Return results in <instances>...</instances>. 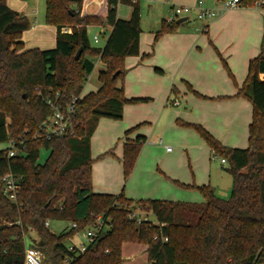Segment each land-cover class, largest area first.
Listing matches in <instances>:
<instances>
[{
    "label": "trees",
    "instance_id": "trees-1",
    "mask_svg": "<svg viewBox=\"0 0 264 264\" xmlns=\"http://www.w3.org/2000/svg\"><path fill=\"white\" fill-rule=\"evenodd\" d=\"M92 1L45 0V21L55 27V43L39 48L26 47L22 39L30 27L26 15L0 0V142L13 141L16 149L13 155L10 146L0 149V181L10 173L17 184L14 200L0 192V264H22L27 239L48 264H122L125 242L145 245L148 264H264V80L259 77L264 49L249 59L246 79L236 92L252 105L246 147L225 146L201 124L186 123L213 156L224 159L223 169L232 178L228 198L207 184L178 183L197 189L201 201L94 192L90 139L99 118L120 119L125 103L148 98L126 97L122 85L125 57L139 54V0H100L90 11ZM258 2L239 0V5ZM119 3L131 7L128 18L117 15ZM89 25L111 27L102 46L91 45ZM178 26L174 18L162 20L155 38ZM95 60L103 63L98 88L82 93ZM74 95L73 133L48 137L44 122L52 111L50 102L64 109ZM138 126L122 137L118 159L124 180L145 142L141 134L129 136ZM42 148L48 154L40 163ZM107 154L113 155L112 150L101 156ZM139 214L153 219L137 221ZM97 216L108 226L84 252L69 251L68 243ZM46 219H66L76 228L55 233Z\"/></svg>",
    "mask_w": 264,
    "mask_h": 264
},
{
    "label": "rangeland",
    "instance_id": "rangeland-1",
    "mask_svg": "<svg viewBox=\"0 0 264 264\" xmlns=\"http://www.w3.org/2000/svg\"><path fill=\"white\" fill-rule=\"evenodd\" d=\"M99 1L100 0H93L92 5L88 6L90 7L88 8V10H94L96 8V4ZM172 3L174 5L187 4H182L181 0H139L141 52L138 55L141 56V60L144 65L151 67L152 71L155 73L156 76L165 79L168 77L169 72L171 73L170 93L168 99L166 100V109H169L174 114V111L176 112L177 107L173 106L170 100L172 98H178V100H180L181 102V107L179 106V109L181 111L185 110V113H189L191 112L190 109L194 104L187 97L191 96L190 94L195 96L196 93L193 94L191 91L188 90L185 82L181 79V76L184 71L194 65L195 55L193 53H189L188 50H171L168 47L172 44V37H174L173 35H179V33L183 32L185 29H189L192 32L198 29L197 32L200 33L199 27L200 24L203 22V19L189 18L187 24L180 25V27H178L175 31L172 32H162L157 36V38H155L156 33L161 29L162 20H165L170 17H173L174 19L182 17L181 15L178 17H174L172 15V12L170 11V5ZM7 4L9 5V7L25 14L28 20L30 21V27L25 30L22 34V38L24 40H27L28 44H34L40 37H44V39L54 37L55 40V27L53 25L47 24L45 21V0H7ZM204 4L208 5L207 0H204ZM221 5L222 1H217L216 7H219ZM240 6L245 8L258 7L264 9V7L259 4ZM130 11L131 7L126 4L119 3L117 5V15L121 18H127L130 14ZM192 13L193 12H191L190 14L192 15ZM210 19L212 18H209L207 20L211 21ZM108 32V29H104V27H102L101 25L87 26V33L90 39V43L93 46H102L106 40ZM94 34H98V41L96 42L93 39ZM48 44L50 43H45V45ZM211 48L214 52V55L216 56L215 63L217 64V69L220 70L219 73L226 74L232 84L235 85L236 79L234 78V75L228 63V58L224 56L222 52L219 51L221 56L220 57L217 54L215 48L212 46ZM134 56H127L125 57V59ZM224 61L226 63L227 68L232 73L233 79L228 75ZM94 64L95 66L93 70L88 75L87 80L83 85L82 92L84 93L88 90L94 89L97 85V73L100 68V63L95 60ZM101 64L103 65L102 62ZM159 64L162 66V68H164V72L156 71L155 65ZM211 67L214 70L216 68V65L213 64ZM205 68L210 69V66H207ZM140 70L141 67L139 71ZM139 71H136L134 69L129 71L125 69L122 83H124L125 85L126 83H129L128 86L133 88L143 86L144 83H153V80H148L145 76H143V78L139 77V74L137 73ZM246 76L247 71L244 77L241 79V82L239 84L240 86L245 81ZM124 95L126 96L125 91ZM196 96L203 99H207L204 101H208L211 103L210 111L212 113V118L217 121V129L221 134V138H218L220 142H223V140L225 139L228 140L229 143H235L244 146L247 145L248 125L246 121H244V117H242L241 122H239L238 118L236 117L237 114L245 113L244 107H242V105L245 106L244 103H246L248 112H250L251 116L252 105L250 99L247 96L236 95V93L219 97H204L200 95ZM219 99H235L239 100V102H235L233 100L234 103L228 102L227 105L221 107L220 104H218L217 102ZM163 100L165 102V98L160 99V96L156 95L153 99L149 101L125 103L124 106H131L132 109L129 111V114L123 115L120 119H113L104 116L100 117L92 136V140L94 142L93 152H96L97 149L103 146L104 141H107L108 143L112 142V146L110 147V149L114 150L116 146L118 147L121 144L120 138L123 137L124 129H126L131 124V122H133L130 121V117H132V115L138 116L143 113L154 111L155 105L159 102L161 104ZM156 113L152 112L151 114L154 115ZM186 123L189 122H184L182 121V119L177 117L173 119V125L162 126L160 124L156 125L147 121L141 122L139 124V127L147 133L148 140L142 145L139 151V154L142 153V160L132 179L131 175L136 166V161L138 159L139 154L137 156L133 169L126 180H124L123 177L121 163L119 159L114 156V154L107 155H110L118 161L119 166L117 175L115 174L112 168L107 167L104 163H97L98 161H100L99 159H101L103 156H101V154H94L93 152L91 153L92 168H95L98 171L99 175H101V177H103L102 173L104 174L105 171H107V178L109 180L116 179L117 181L119 178V190H123L124 195L127 194V190H132V192H134L135 194H150L148 193L149 191H152L154 189H160V187L163 185L171 187H173V185L178 186V183L180 182L177 179H174L169 176L165 171L166 168L169 169L171 172L173 171L177 175L190 176L191 178H193L192 183L195 185L202 184V182H205L206 184H209V186L213 188L215 192H217L216 194L218 196H220L221 198H228L232 185V178L231 175L223 169V166H225L226 163L221 162V156H211L209 154L208 146L206 145L205 141L200 136V134L197 132V130L191 126L186 125ZM225 123L226 128H224ZM193 124H198V122ZM181 128H189L191 129V131L193 130L198 141L200 139L202 143V148H198L197 146L194 147L192 145L194 141H192L191 139L185 140L179 137L176 133V129ZM158 135L161 138V141H155V137L157 139ZM9 146V141L0 142V149ZM167 147H169L168 150ZM167 153H170V155H166ZM47 154L48 150L42 148L40 150L38 162H44ZM95 163H97L96 166ZM130 179L131 182L129 183ZM194 191V193H196V195L198 196V199L201 200L202 195L200 194V192L197 189H194ZM150 217L153 219L152 216ZM69 225V220L52 219L50 220L49 228L51 231L59 233L62 230L67 229ZM32 237L37 238V236L33 233ZM78 240H80V237L77 236L74 241L77 242ZM29 243L30 240L27 239L26 244ZM133 245L137 249H139L140 246L143 244L133 243ZM122 254L124 257V261L122 264H133L128 262L129 260L126 259L128 257H125V253ZM143 255V252L139 249L137 251V255L134 258V264L146 263ZM41 264H48L44 255L42 256Z\"/></svg>",
    "mask_w": 264,
    "mask_h": 264
},
{
    "label": "crops",
    "instance_id": "crops-1",
    "mask_svg": "<svg viewBox=\"0 0 264 264\" xmlns=\"http://www.w3.org/2000/svg\"><path fill=\"white\" fill-rule=\"evenodd\" d=\"M196 1L197 0H191V1L181 0V3L182 4L187 3L185 5L189 4L190 6H194ZM207 4L208 6L216 7L217 1L207 0ZM91 5L92 3L89 6ZM173 5H174L173 3L170 5V11ZM191 12H193L192 15L190 14ZM181 16L182 17L185 16L186 19L180 22L178 27H180V25L182 24H187L189 18H197L196 9L192 8V10L189 13L182 14ZM168 19L169 18H167L166 20ZM199 19H203L202 20L203 22L200 24L199 27L200 33L197 32L198 29L194 30V32L190 31L189 29H185L183 32L179 33V35H173L174 37H172V44L168 47L171 50H179V51L188 50L189 53H193L195 55L194 65L189 67L186 71L183 72L181 79L185 82L188 90L191 91L193 94L196 93V95H200L204 97L205 96L219 97V96L235 94L238 90V87L240 86L239 84L241 82V79L244 77L247 71L249 59L257 55L261 49H264V9L258 7L245 8L238 5L213 17L212 19H210L211 21L207 20L206 18H199ZM102 27H104V29L105 28L108 29V31H110L111 29V27L108 25H103ZM65 31H70V28H66ZM23 41L26 47H39V48H50L53 47L55 43L54 37L53 38L50 37L47 39L46 38L44 39V37L42 38L40 37L37 40V42H35L34 44H28L27 40L24 39ZM45 43H50V44L45 45ZM210 45L214 47L216 51L222 52L223 55L228 58L229 61L228 60L227 61L230 65L234 78L236 79L235 80L236 85L232 84V82L226 76V74L219 73L220 70L217 69V64L215 63L216 56L214 55V52ZM140 52L141 49H140V36H139V53ZM96 61L100 63L99 70L102 69L103 65L101 64L100 60H96ZM124 64H125V69L129 71L133 69L139 71L141 67V70L137 72L139 74V77L143 78V76H145L148 80H153V83H149V84L144 83L143 86L137 88L129 87L128 86L129 83H126V85L122 83L123 90L126 93V97H146L148 98L146 101L153 99L156 95L157 96L159 95L160 99L165 98V102L163 100L161 104L159 102L158 104L155 105L154 111L143 113L138 116L132 115V117H130V121L133 122H131V124L126 129L146 121L156 125L160 124L162 126L173 125V119L178 117L182 119V121L184 122H189V123L198 122V124H201L214 137H216L217 139L221 138V134L217 129V121H215V119L212 118V113L210 111L211 103L208 101H204L207 99H203L189 93L191 96H188L187 98L191 100V102L194 105L190 109L191 112L185 113L186 112L185 110L181 111L179 109V106L181 105L180 100H178L177 97H176L177 99L172 98L170 100L172 105L177 107L176 112L174 111L173 114L169 109H166V100L168 99L170 93L171 73L169 72L168 77L165 79L156 76L150 66L144 65V63L141 60V56L139 55L126 58ZM213 64L216 65V68L214 70L211 67ZM207 66H210V69L205 68ZM155 67L160 68L164 72V68H162L160 64L155 65ZM162 71H158V72H162ZM259 77L260 79L264 80V73H260ZM98 85L99 83L97 80L96 87L94 89L88 90L87 92L95 91L98 88ZM175 100L177 101V103H174ZM233 100L235 102H239V100H235V99H219L217 102L218 104H220L221 107H224L225 105L228 104V102L234 103ZM244 105L245 106L242 105V107H244L245 113L237 114V116L236 115L235 116L238 118L239 122H241L242 117H244V121H246L248 125L251 120V116H250V112H248L246 103H244ZM131 109H132L131 106L130 107L123 106L122 116L125 114H129V111ZM152 112L154 113L157 112V113L153 115L151 114ZM224 128H226V123ZM126 129H124V131ZM124 131H123V135H124ZM176 133L179 137L185 140L191 139L192 141H194L192 144L194 147L197 146L198 148H202V143L200 139L198 141L193 130L191 131V129L189 128H181V129H176ZM140 134L145 137V142H146L148 140V135L139 126L136 130L130 133L129 136L133 137L135 135H140ZM92 136L90 139L91 153L93 152V143H94L92 140ZM120 140H121V144L118 147L116 146L114 150L111 149L112 153L117 158L121 157L122 154V138H120ZM158 140L161 141L159 135L157 136V139L155 137V141ZM223 142L226 146L229 145V147L243 148L247 146V145L244 146L235 143H229L228 140L225 139L223 140ZM223 142L221 143L223 144ZM107 143H108L107 141H104L103 146H101L99 149L96 150V152L93 153L102 154L108 151L112 146L111 145L112 142L108 144ZM209 154L213 156L210 148H209ZM166 155H170V153H167ZM99 160L100 161H98L97 163H101V164L104 163L107 167L112 168L115 174L117 175L119 165H118V161L115 158L111 157L110 155H105ZM141 160H142V153L139 154L138 156V159L136 161V166L131 175V179L133 178V175L135 174L137 168L139 167ZM97 163H95V166ZM165 171L169 176H171L174 179H177L180 183L193 184L192 183L193 178H191L190 176L177 175L173 171L171 172L169 169L166 168ZM102 176L103 177L99 175L98 171L95 168L94 169L92 168V182H93L92 190L94 192L113 193V194L119 193L120 191L119 190L120 182H118L119 178L117 181L116 179L109 180L107 178L108 177L107 171H105L104 174L102 173ZM131 179L129 183L131 182ZM202 184H206V183L202 182ZM197 185H201V184H197ZM194 192H195L194 189L182 187L180 185L178 186L173 185V187L163 185L160 187V189H154L152 191H149L148 193L150 194H135L134 192H132V190L130 191L127 190V194L125 196L131 199L150 198V199H163V200L201 201L202 199L201 200L198 199V196ZM214 193L216 194L217 192L214 191ZM76 237L77 236L75 235L72 241H74ZM139 249L144 254L143 257L145 258L146 261V263L144 264H148L145 245H141ZM139 249H137L132 242H125L122 244V253H125V257H128L126 258L129 260L128 262L133 264L135 263L134 258L137 255V251ZM123 261H124V257H123Z\"/></svg>",
    "mask_w": 264,
    "mask_h": 264
},
{
    "label": "built area",
    "instance_id": "built-area-1",
    "mask_svg": "<svg viewBox=\"0 0 264 264\" xmlns=\"http://www.w3.org/2000/svg\"><path fill=\"white\" fill-rule=\"evenodd\" d=\"M259 5L264 7V0H259ZM239 5V0H223L222 5L219 7H212L204 4V0H197L194 6L190 5H173L171 8L172 15L174 17L182 14L189 13L192 8L196 9L197 18H213L220 13L236 7ZM173 19L170 17L168 20ZM64 28L63 31H65ZM94 41H98V34H94ZM78 97L76 95L72 96L69 103L65 106L64 109H61L57 104L50 102L51 106V114L48 119L44 122L46 135L49 137L51 135H64L67 133H73V124H72V116L76 110V102ZM174 103H177L175 100ZM169 147H167V150ZM16 153L15 145L13 141H10V149L8 150L9 155H13ZM221 162H224V159L221 158ZM0 192L7 195L11 200L15 199V195L17 192V184L16 179L10 174H5L0 181ZM136 214L132 212L130 215ZM141 219L145 221H151L152 218L149 214H139L137 217V221ZM45 225L50 224V220H45ZM108 225L103 222L100 216L96 217L95 222L79 231L76 236L80 237V240L77 242L71 241L68 243L67 249L69 251L76 252H84L90 244H92L102 229H105ZM69 228H76L75 222H70ZM43 253L37 248L35 245L26 244L24 250V260L22 264H41ZM67 257L65 261H67Z\"/></svg>",
    "mask_w": 264,
    "mask_h": 264
},
{
    "label": "water",
    "instance_id": "water-1",
    "mask_svg": "<svg viewBox=\"0 0 264 264\" xmlns=\"http://www.w3.org/2000/svg\"><path fill=\"white\" fill-rule=\"evenodd\" d=\"M185 19H186V17L183 16V17H179L178 19H176V21H177V23H180V22L184 21ZM80 52H81V48H79V49L76 51V53H75V57H78L79 54H80ZM113 76H114V75H113Z\"/></svg>",
    "mask_w": 264,
    "mask_h": 264
}]
</instances>
